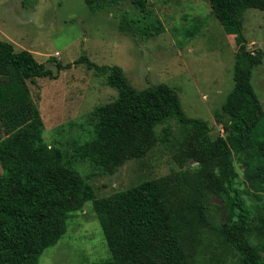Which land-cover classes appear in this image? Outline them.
I'll list each match as a JSON object with an SVG mask.
<instances>
[{"label": "trees", "instance_id": "16d2710c", "mask_svg": "<svg viewBox=\"0 0 264 264\" xmlns=\"http://www.w3.org/2000/svg\"><path fill=\"white\" fill-rule=\"evenodd\" d=\"M93 13L132 3L149 20L146 0H83ZM215 19L237 45L245 43L244 12L264 11V0H206ZM153 22V21H152ZM153 24L145 36L159 34ZM262 51H245L233 65V87L217 117L223 135L185 116L177 92L166 84L133 88L118 66H99L86 56L57 70L85 64L107 74L117 98L71 123L86 139L70 152L43 138L44 124L30 92L42 77L55 78L26 50L0 41V264H38L66 233V218L87 202L102 228L111 258L95 264H196L202 238L214 242L220 263L264 264V108L251 84ZM54 60V59H52ZM175 120L182 139L175 159L195 164L182 174L142 181L107 197L74 163L114 173L143 158L158 142L155 128ZM168 131V130H167ZM168 133V132H166ZM167 138H165L166 140ZM85 140V141H84Z\"/></svg>", "mask_w": 264, "mask_h": 264}, {"label": "rangeland", "instance_id": "374dc122", "mask_svg": "<svg viewBox=\"0 0 264 264\" xmlns=\"http://www.w3.org/2000/svg\"><path fill=\"white\" fill-rule=\"evenodd\" d=\"M146 6L149 20L130 2L93 13L83 0H0V41L10 43L16 52H31L55 76L29 84L46 143L70 152L73 141L88 139L86 131L81 133L71 123L83 122L92 109L117 98V89L107 85V74L85 64L57 70L56 63L64 66L81 56L99 66L120 67L137 90L170 86L186 117L209 123L211 139L223 135L227 117H217L216 112L233 87L235 60L245 51L264 53V11L244 12L245 43L237 45L206 0H146ZM157 20L161 31L147 38L144 28L158 26ZM251 84L264 108V58L253 69ZM155 133L158 142L143 158L127 161L114 173L86 163L72 166L93 187L96 198L145 180L182 176L195 166H181L174 158L182 139L178 122L158 125ZM202 244L208 248L196 264H234L231 257L220 263L209 236L202 238ZM110 258L92 203L87 202L81 211L67 216L66 233L44 250L38 264H95Z\"/></svg>", "mask_w": 264, "mask_h": 264}]
</instances>
